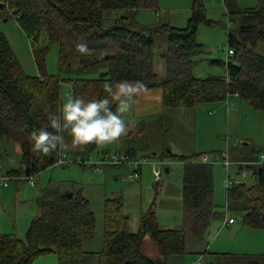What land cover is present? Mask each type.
<instances>
[{"label": "trees", "instance_id": "16d2710c", "mask_svg": "<svg viewBox=\"0 0 264 264\" xmlns=\"http://www.w3.org/2000/svg\"><path fill=\"white\" fill-rule=\"evenodd\" d=\"M3 1L0 0V22L12 13L36 44L45 34L48 42L59 46L60 72H71L65 80L46 73L44 57L48 47L43 44L35 50L40 74L27 75L0 28V139L7 137L21 148L19 166L6 171L10 176H31L55 165L60 156V146L49 156L33 152L30 133L45 126L48 114L59 108L62 81L70 84L72 96L85 99L102 96L105 82L128 79L141 81L147 89L162 88L164 108H194L201 102H221L237 95L253 108L264 109V55L246 47L247 43L264 40V32L260 31V25L264 24V0H259L254 8L243 10L235 0H223L228 23L237 22V14L241 16L237 31H227V44L236 54L224 64V75L206 77L193 74L192 59L203 52V44L196 39L198 24H212L201 0H193L185 26L166 22L150 28L135 22L134 12L138 7L156 5L157 0ZM117 10H127L129 15L117 17L113 13ZM158 34L168 36V49L162 55L168 69L165 78L153 68L154 35ZM77 44H87L90 54L81 56L76 51ZM95 72H98L96 76H90ZM95 148L90 145L83 151ZM171 155L184 164L182 225L161 227L150 206L142 212L138 230L132 232L121 198H107L103 246L96 254V264H168L169 257L185 255L187 233L203 239L212 219L222 217L213 201L211 164L198 162L201 154ZM242 156L247 162L256 160L257 151L245 150ZM249 169L254 184L227 187L225 209L240 213L246 227L264 229V163L249 165ZM38 203L40 213L30 222L24 239L0 232V264H34L36 257L52 250L57 255L56 264H83L87 257L83 244L93 237L95 228L89 201L80 194L46 190ZM146 236L152 239L162 258L152 259L141 251ZM249 264L261 263L250 261Z\"/></svg>", "mask_w": 264, "mask_h": 264}, {"label": "rangeland", "instance_id": "374dc122", "mask_svg": "<svg viewBox=\"0 0 264 264\" xmlns=\"http://www.w3.org/2000/svg\"><path fill=\"white\" fill-rule=\"evenodd\" d=\"M258 1L236 0V4L239 9H247L257 6ZM192 3L193 0H157L154 6L138 7L134 12L135 22L137 21L145 28L166 22L176 27H183L191 15L190 8L186 7H191ZM202 3L206 9V16L212 24L204 22L198 24L196 39L203 44V52L192 57L195 62L193 74L196 77L223 75L226 73V61L230 59L226 54L227 31L232 29L236 32L237 22L228 23L223 0H202ZM113 13L117 17L123 14L129 15L127 10H117ZM8 16L6 20L0 22V28L27 75L38 76L40 74L35 50L46 44L48 49L44 57V71L49 75H58L64 80L70 76L71 72H60L59 46L56 42H48L47 36L42 34L36 44L24 32L12 13H8ZM108 16L112 18L113 14H108ZM154 41L153 67L161 78H165L168 69L162 55L168 49V36L154 35ZM254 49L264 54V40L258 42ZM211 61H218V63ZM97 74L98 72L91 73L90 76ZM69 92L70 84L62 81L60 85L61 103L69 98ZM132 112L131 109L125 113L123 119L132 120ZM155 118L147 117L138 123L137 128L142 127L140 132L135 129L131 135H123L118 141L102 149L73 150L70 146V138L65 135V143L60 146V149L62 155H66L68 159L71 158L72 162L65 165L55 164L38 171L31 176L34 181L33 185L26 180V176L9 180V187L2 189L5 192L10 190L11 193L5 201L3 200L4 207L0 204V228L10 233L13 232L11 218L15 216L16 229L20 230L15 237L24 239L26 230L23 226L33 215L32 213H35L38 198L43 191L80 194L89 201L95 216L94 235L86 239L83 245L87 250L86 254L91 253L92 257L84 258L83 264H96V254L103 246L105 200L121 198L124 214L128 217L129 230L132 232L138 230L140 216L150 206L153 207L161 227L178 228L182 225L183 217L182 175L184 165L183 161L171 154L176 156L204 154L208 156L207 163L211 164L213 170V201L216 210L223 215L212 219L204 240L197 241L191 234H186V250H192L186 251L183 263L189 264L192 260L201 262L200 258L203 257L201 258L203 259L202 264H249L250 261L264 264V257H262L264 229L246 227L243 225L240 213L225 209L227 175L232 182L231 187L239 183L247 187L254 184V175L249 165L257 166L253 164L255 159L252 158L247 162L242 156L243 153L240 154V150L243 147L256 150L258 161L263 160L264 109H255L248 101L233 95L226 101L201 102L194 108L182 106L165 108L163 114ZM5 138L0 139L2 171L17 168L21 161V153L17 152L16 143ZM123 143H127L135 150L136 160H143L136 179L129 177L130 170L127 164L110 163L103 165L100 171L94 170L92 163L98 161L103 152L123 156V146L120 147ZM245 143L248 146H245ZM227 154L231 163L226 166L223 161ZM74 159L76 161H73ZM81 159L84 165L79 163ZM197 161L200 162V157ZM154 162L157 163L156 168L160 171L159 180L153 173ZM15 189L17 192L14 194ZM13 212L14 214H10L11 218L8 220L6 215ZM225 218H233L235 222L223 225ZM191 238L196 240L195 246L188 244ZM214 252L232 255H219L218 259L213 260L209 254ZM56 263L57 255L53 250L39 255L34 260V264Z\"/></svg>", "mask_w": 264, "mask_h": 264}, {"label": "clouds", "instance_id": "9594fccd", "mask_svg": "<svg viewBox=\"0 0 264 264\" xmlns=\"http://www.w3.org/2000/svg\"><path fill=\"white\" fill-rule=\"evenodd\" d=\"M81 56L89 55L87 44H77ZM102 96L85 99L71 96L62 102L55 112L48 114L45 126L30 133L33 152L49 156L70 138L73 150H83L95 145L102 149L127 134L123 115L137 103V97L147 91L138 80L121 79L105 82Z\"/></svg>", "mask_w": 264, "mask_h": 264}, {"label": "crops", "instance_id": "0c3cea01", "mask_svg": "<svg viewBox=\"0 0 264 264\" xmlns=\"http://www.w3.org/2000/svg\"><path fill=\"white\" fill-rule=\"evenodd\" d=\"M235 2H236V0H235ZM259 2V1H258ZM201 3H202V0H201ZM237 3V2H236ZM203 4V3H202ZM237 5V4H236ZM258 5V4H257ZM224 7V6H223ZM238 7V6H237ZM256 7V6H255ZM186 8H190V11H191V7H186ZM239 8V7H238ZM251 8H254V7H251ZM206 10V9H205ZM241 10H243V9H241ZM224 12H225V9H224ZM237 16V22H238V20L241 18V16L239 15V14H237L236 15ZM138 23V22H137ZM169 23V22H168ZM170 24V23H169ZM171 25V24H170ZM173 26V25H172ZM260 31H262V32H264V24H261L260 25ZM239 35V34H238ZM237 35V36H238ZM259 42H261V41H259ZM258 44V42L257 43H255V44H249V43H247L246 44V47L247 48H250L254 53H258V54H261V55H264L263 53H259V52H257V51H255V46ZM154 68V67H153ZM154 70H155V68H154ZM214 75V74H213ZM224 75V74H223ZM234 96H236V95H234ZM238 97V96H237ZM137 103L136 104H134L133 105V108H132V110H133V112H132V115H131V117H132V120H126V119H124L125 120V123H126V126H127V128H128V131H127V135H131L132 133H133V131H135V129L136 130H138V132H140V129L142 128H137V126H138V123H140L141 121H144V119H146L147 117H153V118H155V117H157V116H159V115H161V114H163V111L165 110V108L162 106V88H160V87H154V88H148L147 89V91L146 92H144L142 95H140V96H138L137 98ZM229 99V98H228ZM155 119H157V118H155ZM154 119V120H155ZM120 145V144H119ZM245 146H248L247 145V143H245L244 144ZM123 146V155H129L131 158H136V156H135V154H136V152H135V150L133 149V148H130L129 147V145H127V143H123V144H121V146L120 147H122ZM245 149H248V150H250L251 148H248V147H245ZM245 149H244V147L240 150V154L241 153H243L244 151H245ZM16 150H17V152H20L21 153V148H20V146H19V144H17L16 143ZM104 153V152H103ZM182 155V154H181ZM228 155V154H227ZM241 156V155H240ZM232 160V159H231ZM239 160V159H238ZM256 160H258V159H256ZM233 161V160H232ZM184 165V164H183ZM11 169H13V168H10V169H7V170H5V171H8V170H11ZM9 187V186H8ZM8 187H6V188H8ZM4 189V188H3ZM17 191H16V189H15V191H14V194L16 193ZM11 193V191L10 190H7L6 192H5V190H3V191H1V194H0V204H2L1 205V207H4L3 206V200L5 201V199H6V197L9 195ZM39 199V198H38ZM37 208H36V211H35V213H32L33 215H31V217H29V219L26 221V223H25V225L23 226V228L27 231V228H28V226H29V224H30V222L35 218V217H37L38 215H39V213H40V208H39V203H38V201H37ZM0 207V208H1ZM10 214H14V212L13 213H9V215H6V217L8 218V220H9V218H11V215ZM12 219V223H13V232H11L10 233V231H7V230H4V229H1L0 228V232H2V233H4V232H6L7 234H13V236H15V235H17L19 232H20V230H17L16 229V222H15V219H16V217L15 216H13V218H11ZM6 222V221H5ZM177 222V221H176ZM234 222H235V220H234ZM233 222V223H234ZM7 223V222H6ZM232 223V224H233ZM7 226H8V223H7ZM168 228H171V227H168ZM23 229V230H24ZM22 231V230H21ZM26 235V234H25ZM193 236V235H192ZM194 237V236H193ZM18 238V237H17ZM197 241H201V240H204V238L203 239H199V238H196V237H194ZM196 240H194V239H190L189 240V242H188V244L189 245H191V246H195V244H196ZM84 245V244H83ZM187 247V246H186ZM83 249H84V251H87V250H85V247L83 246ZM146 250H149L148 252L146 251ZM190 250H192V249H190ZM190 250L189 249H187L186 251L187 252H190ZM141 251L146 255V256H148V257H150V258H152V259H160V258H162V256L160 255V253L158 252V249H157V247L155 246V244H154V242L152 241V239L149 237V236H146L144 239H143V241H142V244H141ZM187 252L185 253V254H187ZM195 252H197V251H195ZM232 255V254H230V253H218V252H214V253H211V254H209V255H211V257H212V259L214 260V259H218V257L217 256H219V255H221V256H224V255ZM88 257H92V255H91V253H89L88 255H87V258ZM183 257H184V255L182 256V257H180V258H177V257H169L167 260H168V264H184L183 262ZM215 257H217V258H215ZM86 258V259H87ZM201 258H203V257H201ZM200 258V260H201V262H200V264H202V260L203 259H201ZM212 260V261H213ZM192 262H195L194 260H192L189 264H191Z\"/></svg>", "mask_w": 264, "mask_h": 264}, {"label": "built area", "instance_id": "2783aa9c", "mask_svg": "<svg viewBox=\"0 0 264 264\" xmlns=\"http://www.w3.org/2000/svg\"><path fill=\"white\" fill-rule=\"evenodd\" d=\"M226 54H227L228 57H230V59L227 58L228 59L226 61V65H227L229 63V61H232V59H233V56H234L233 48L228 46V48H226ZM71 96H72V94H71V90H70L69 97H71ZM224 159L225 160L223 162H224V164L226 166L231 163V161L228 159V155H227V157H224ZM73 161H76V160L74 159ZM207 161H208V156L204 155V154L201 155L200 162L207 163ZM71 162H72L71 158L68 159V157L66 155H62V152H60V156L58 157V159L55 162V164H57V165H62V164L65 165V164H69ZM79 163L82 164V165L85 164L82 159L79 161ZM110 163L127 164L128 168L130 170L129 177L132 178V179H136L138 177V175H139V172H140L139 168H140L141 164L143 163V160H136V158H131L129 155H123V156L119 157L116 154L110 155V154L104 152L103 154H101V158L98 161H95V162L92 163V166H94V170L95 171H100L101 167L103 165H107V164H110ZM237 163H240V162H237ZM263 163H264V158H263L262 161L255 160L253 162V164H256V165L263 164ZM156 164H157L156 162L153 163V173L157 177V180H159L160 171L157 170ZM31 176H26V180L31 185H33L34 181L32 180ZM12 178H14V177L8 175L6 173V171H2L1 167H0V194H1V191H2L3 188L8 187V182ZM231 185H232V182L230 180L229 175H227L226 186L229 187ZM233 222H234L233 218H228V219L225 218L223 220V225L232 224ZM191 264H200V261L192 262Z\"/></svg>", "mask_w": 264, "mask_h": 264}, {"label": "water", "instance_id": "95a60500", "mask_svg": "<svg viewBox=\"0 0 264 264\" xmlns=\"http://www.w3.org/2000/svg\"><path fill=\"white\" fill-rule=\"evenodd\" d=\"M0 6H2V4H0ZM7 18H5L4 20H6ZM167 171V170H166ZM70 195H71V193H70Z\"/></svg>", "mask_w": 264, "mask_h": 264}]
</instances>
